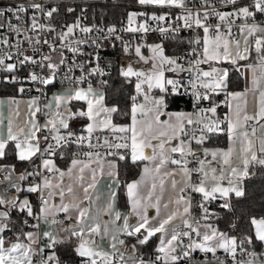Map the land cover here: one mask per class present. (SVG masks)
Masks as SVG:
<instances>
[{
    "label": "snow or ice",
    "instance_id": "obj_1",
    "mask_svg": "<svg viewBox=\"0 0 264 264\" xmlns=\"http://www.w3.org/2000/svg\"><path fill=\"white\" fill-rule=\"evenodd\" d=\"M132 4L0 3V264H264V0Z\"/></svg>",
    "mask_w": 264,
    "mask_h": 264
},
{
    "label": "trees",
    "instance_id": "obj_2",
    "mask_svg": "<svg viewBox=\"0 0 264 264\" xmlns=\"http://www.w3.org/2000/svg\"><path fill=\"white\" fill-rule=\"evenodd\" d=\"M93 7L89 9V15L93 13H99L101 11L107 13L104 17V23H114L117 22L124 14L126 8L127 10H134L135 6L132 4V0H93L89 1ZM154 38L153 40H155ZM112 55L109 58L113 62V76L116 75V68L123 63V54L120 49H112ZM114 84V88L112 90L113 99L119 97L121 101L124 100L126 92H130L132 89L130 86H124L121 88V84L119 80H115L112 82ZM242 81L241 79L236 81V87H241ZM120 89L119 92L116 89ZM13 94L7 88L0 89V96L11 95ZM175 103L170 106V109H180L182 108L183 102L181 98H174ZM63 166V165H62ZM27 165H17V170L23 172ZM139 169L129 166H122L121 174L125 179H133L138 174ZM246 190L250 192V197L248 200H245L241 203V207L247 210L248 208H252L254 211L259 210V206L261 203H264V169L257 168L256 175L251 179H247L245 181ZM34 199V198H33ZM121 206L123 205V201H121ZM150 250V249H149Z\"/></svg>",
    "mask_w": 264,
    "mask_h": 264
},
{
    "label": "crops",
    "instance_id": "obj_3",
    "mask_svg": "<svg viewBox=\"0 0 264 264\" xmlns=\"http://www.w3.org/2000/svg\"><path fill=\"white\" fill-rule=\"evenodd\" d=\"M89 1H93V0H89ZM146 52H147V50H145V53H146ZM241 81H242V85H241V87L234 88V90L241 91V90L244 89L245 82H244L243 79H241ZM58 89H59V87H57V88H53V89L50 91L49 95H51V92H53V91H57ZM251 104H252V97L249 96V105L251 106ZM170 110H184V111H190V110L183 109V108H180V109H170ZM3 111H4V115L7 116V115H8V109H7V105H6V104H5V107H4ZM220 111H224V109H221ZM5 132H6V129H5ZM258 134H259V130H258ZM216 146L226 147V146H227V140H226L224 137H221L218 141H216ZM17 172H21V171H18V170H17ZM138 174H139V172H138ZM138 174L136 175V177L138 176ZM136 177H135V178H136ZM135 178H133V179H135ZM106 183H107L106 180H101L100 185H99V187H98V194H100L102 198H103L104 194L106 193V187H105V186H106ZM123 207H124V206H121V208H123Z\"/></svg>",
    "mask_w": 264,
    "mask_h": 264
},
{
    "label": "built area",
    "instance_id": "obj_4",
    "mask_svg": "<svg viewBox=\"0 0 264 264\" xmlns=\"http://www.w3.org/2000/svg\"><path fill=\"white\" fill-rule=\"evenodd\" d=\"M10 0H0V3H3V4H7L9 3ZM127 38V36H126ZM156 38V35L155 34H152L150 37H149V41H153V39ZM117 48L116 49H120L119 48V42H117ZM112 48L111 47H107L103 52H102V55L105 56L107 59H109L112 55ZM59 87V85L57 86ZM53 89V88H52ZM51 89V90H52ZM50 90V91H51ZM50 93V92H49ZM36 93H33V95H35ZM182 99V102H183V105H182V108L183 109H187V110H192V105H191V102H190V97H183L181 98Z\"/></svg>",
    "mask_w": 264,
    "mask_h": 264
},
{
    "label": "rangeland",
    "instance_id": "obj_5",
    "mask_svg": "<svg viewBox=\"0 0 264 264\" xmlns=\"http://www.w3.org/2000/svg\"><path fill=\"white\" fill-rule=\"evenodd\" d=\"M145 55H147V52L145 53ZM123 63L126 62V58H123ZM122 63V62H121Z\"/></svg>",
    "mask_w": 264,
    "mask_h": 264
}]
</instances>
